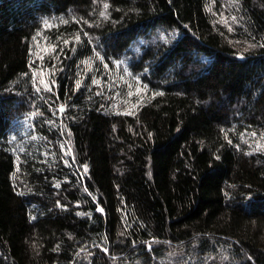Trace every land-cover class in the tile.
<instances>
[{"label": "trees", "instance_id": "trees-1", "mask_svg": "<svg viewBox=\"0 0 264 264\" xmlns=\"http://www.w3.org/2000/svg\"><path fill=\"white\" fill-rule=\"evenodd\" d=\"M96 53L136 107L76 87ZM28 113L45 157L17 155ZM0 264H264V0H0Z\"/></svg>", "mask_w": 264, "mask_h": 264}, {"label": "rangeland", "instance_id": "rangeland-1", "mask_svg": "<svg viewBox=\"0 0 264 264\" xmlns=\"http://www.w3.org/2000/svg\"><path fill=\"white\" fill-rule=\"evenodd\" d=\"M46 40V37L40 38L33 52V61L37 65L36 67L33 66V79L35 88L41 94L44 90H54L58 83L59 70L64 68L62 56L65 54V49L59 51L54 49L52 52V46L46 44ZM96 54L78 59V81L82 83V86L97 84L103 90L115 91L114 98L118 99L125 109L131 110L136 107L144 94V90H142L141 82H138L134 74L128 69V62L117 60L118 62H113L114 65H112L104 61L103 55ZM94 81L97 83H94ZM62 110L65 109L62 108ZM37 117L36 113H28L27 117L20 120V134L17 136L19 137L17 142V155L19 158L22 156L19 152H26L30 155L36 153V155L44 157L48 154L44 147L46 146L44 142L46 139L37 132ZM62 150L66 158L69 159L72 153L69 141L62 144Z\"/></svg>", "mask_w": 264, "mask_h": 264}, {"label": "snow or ice", "instance_id": "snow-or-ice-1", "mask_svg": "<svg viewBox=\"0 0 264 264\" xmlns=\"http://www.w3.org/2000/svg\"><path fill=\"white\" fill-rule=\"evenodd\" d=\"M105 7H107V5H105ZM65 43H67V41H65ZM94 83H97L96 81H94ZM76 87L77 88H79L80 87V81H77L76 82ZM50 90V89H49ZM253 135H255V134H253ZM99 211H103V209H98ZM105 251H107V250H105Z\"/></svg>", "mask_w": 264, "mask_h": 264}]
</instances>
